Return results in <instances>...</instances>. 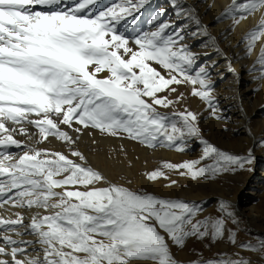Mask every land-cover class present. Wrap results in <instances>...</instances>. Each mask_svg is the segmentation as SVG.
Here are the masks:
<instances>
[{"label":"snow or ice","instance_id":"snow-or-ice-1","mask_svg":"<svg viewBox=\"0 0 264 264\" xmlns=\"http://www.w3.org/2000/svg\"><path fill=\"white\" fill-rule=\"evenodd\" d=\"M149 3L120 0L105 11L97 0H0V264H264V236L238 241L242 217L230 196L217 200L216 215L200 218L201 204L113 181L80 149L85 133L92 145L98 133L176 153L195 141L198 159L142 173L169 189L179 183L173 176L216 184L253 175L264 160V129L259 138L253 134L254 116L240 95L244 73L202 24L197 4L168 0L179 25L163 6L148 30L133 28L138 16L121 25ZM224 19L232 21L226 37L252 25L236 47L244 44L245 58L256 53L248 75L253 94H264V0H228L216 21ZM185 29L206 37L204 46L223 57L233 77L224 100L236 102L247 125L243 153L205 138L203 120L231 125L232 117L215 91L219 63L209 57L199 65L184 43ZM180 86L203 111L186 106ZM53 141L62 150L47 147ZM195 243L201 245L191 249L195 259L178 258ZM221 245L232 251L204 255Z\"/></svg>","mask_w":264,"mask_h":264},{"label":"rangeland","instance_id":"rangeland-1","mask_svg":"<svg viewBox=\"0 0 264 264\" xmlns=\"http://www.w3.org/2000/svg\"><path fill=\"white\" fill-rule=\"evenodd\" d=\"M152 0H150L151 2ZM160 1V2H159ZM153 3V4H151ZM151 3L146 4L144 8L141 9V16L138 20H135L133 28L135 29H142L148 30L150 25L149 21L151 17L154 15V12L158 10L160 7H167L169 15L172 16V20L176 24L182 23V21L174 20V14L171 11V8L168 7V0H153ZM165 3V4H164ZM116 4H109L106 8L113 7ZM201 9V8H199ZM118 10V9H117ZM203 11V10H202ZM140 13H135L140 14ZM201 14V21L202 23L206 24L208 19L206 14L200 12ZM131 17H137V16ZM206 16V17H205ZM127 16L122 20V23H125V19ZM135 19V18H134ZM163 19V18H162ZM229 22L228 28L232 25V21L230 19H224L222 22ZM158 23V22H157ZM121 24V25H123ZM214 25H211L208 28L210 34L216 35L217 33L214 30ZM132 29H129L128 32H131ZM186 32V31H185ZM234 34L237 35L236 31ZM238 37L239 41L242 36L245 35L239 34ZM237 35V36H239ZM193 36L187 33L184 43H186L193 53L198 54L199 59L197 63L199 65H204L205 63L209 62V57L212 59L216 55L215 51H207V47L204 46L203 41H194ZM219 47L224 51L226 54L225 46L219 43ZM242 58L244 57V44L241 43L240 46ZM247 66L246 70L242 76V81L244 85L248 88V101L247 103L250 104L254 101L256 103L257 114L254 117L252 122V126H254L259 120H264L260 114V104L262 99H264V94L255 95L252 92V89L256 86L255 84L251 83L252 77L248 75V68L253 64V61L256 59L255 56L252 58H247ZM219 64H221L222 60H216ZM223 73L224 76L217 75ZM230 73L227 71L225 72V68H222L220 71H213V79L216 83V93L218 94L219 98L221 99L222 107L226 110L227 114L232 117L231 125H225L223 123L217 122L215 120L206 119L201 122L200 127L203 129L205 138L208 139L214 145L220 146L222 149L229 150L230 152L234 153H242L245 148V141H242L238 138L239 130L237 129V121L234 119L235 115L231 112H228L229 106H224V97L225 92L232 86L229 81H227ZM224 77V79H221ZM189 87L180 86L179 91L183 92L184 95L187 97L186 106L193 111H203L204 105L195 98L189 96ZM184 106H177L178 111H182ZM245 109L248 111L249 107L246 106ZM164 111V110H162ZM251 126V127H252ZM225 127H230L235 131L223 132L222 129ZM95 139L97 140V144L92 145L91 139L87 133L84 134L82 137L83 141L88 140L86 145H80V149L85 152L88 156L91 164L94 167H99L101 170L105 172V174L112 179L113 181H121L125 182L127 180H131V185L129 187L133 189L137 188H146L149 191H154L157 195L161 196H169V197H178L186 201L196 202L202 205L203 212L201 213L200 218L209 215H216L215 213V206L217 200L220 198L231 197L232 201L235 198L236 201L234 202L236 207L239 208L242 205V201L245 198V194L248 191V185H244L239 191V178L242 176L229 178L225 181L216 184H194L191 181L181 179L177 176H173L174 179L179 181L178 185L173 188H164L163 181L157 183L155 185L146 181L142 173L147 171H152L160 167L161 163L163 162H171V163H180L182 161H190L198 159L200 156V146L198 143L193 141V146L190 151L187 153H176L174 151H168L163 149H157L156 151L147 150L144 147L140 146L137 143L131 142L129 140H121L111 137H101L98 133H94ZM258 136L257 138H259ZM18 139H22V137H18ZM240 143V145L238 144ZM53 148H60L59 144L55 141L51 144ZM50 145H47L49 147ZM123 148L124 151H121ZM131 165V166H129ZM259 172H264V164L261 165ZM248 175V174H245ZM184 184H188L187 188L183 187ZM253 204L256 207V211L260 214L264 215V195H259L257 199L253 200ZM261 226V225H260ZM244 224L241 223V228L244 229ZM241 231L238 233V241L240 242H248L251 236H264V231L262 232H255L253 234L244 233ZM255 242V241H253ZM199 250L201 245L199 243L190 244L189 248L183 252L178 253V258L184 260L185 262L195 259L196 257L191 254V249ZM217 251H227L231 252L232 249L230 247L225 248L223 245L220 248H214L211 252H205L204 255L206 257L213 256V254ZM242 255H246L242 253Z\"/></svg>","mask_w":264,"mask_h":264},{"label":"bare ground","instance_id":"bare-ground-1","mask_svg":"<svg viewBox=\"0 0 264 264\" xmlns=\"http://www.w3.org/2000/svg\"><path fill=\"white\" fill-rule=\"evenodd\" d=\"M153 1V0H152ZM151 1V2H152ZM163 1V0H161ZM120 0H97V6L99 9L102 10H107V6L109 4H119ZM150 2V3H151ZM160 2V1H159ZM187 3H196L197 7H198V11L203 12L205 14V12L207 11V17L205 19H208L207 23L203 25L208 26V28L211 25H214V30L217 33L216 35L211 34L212 36L217 38L218 44H222L225 46V50H226V55L229 57H233V67L238 71V72H245L246 70V66L247 64V58L243 59L242 58V53H241V48L240 47H236L237 42L239 41L238 37H240L239 34H243L244 32L246 33L247 30H249L252 25H242L240 27H238L235 31L237 33L234 34V32H231L230 35H227V37L224 35L230 28L231 26L228 28L229 26V22H217L216 18L221 14L222 9L224 8V6L228 3V0H186ZM209 3H214V7L211 9H207V5ZM153 4V3H151ZM165 4V3H164ZM91 7V6H90ZM201 8V9H199ZM203 10V11H202ZM136 14L134 13L133 16H135ZM136 16L140 17V14H137ZM201 17V14H200ZM135 17H127L125 19V22H127L128 20H134ZM202 19V18H201ZM174 20H175V16H174ZM202 22V21H201ZM121 24L122 20H121ZM134 25V24H133ZM191 31H195V25H191L190 26ZM186 33L190 34L189 29H185ZM206 37L204 36H196L193 37L192 42L194 41H206ZM201 42V43H203ZM207 51H212L214 50L212 46H207ZM255 53H253V55L250 57H254ZM213 60H222L223 62L220 65L219 68L216 69V71H220L222 68H225V72H226V64L225 61L223 59V57L217 56L215 55ZM221 76H224L223 73L220 74ZM227 81H229L231 83V87L225 92L226 96H231L232 95V90L234 89V85H233V77L230 74ZM240 95L243 96V105L244 107L248 106V114L250 116H256L257 114V108L256 107V103L251 102L250 104L247 103L249 97H248V88L246 87V85L242 84L241 85V91H240ZM224 106H229L228 108V112H231L232 114L235 115L234 119L237 121V129L239 130V136L240 140L245 141V145L246 147L249 144V138L247 135V125L243 124L242 121L239 119L240 114L239 112L236 110V108L234 107L235 105V101H231V100H224ZM262 129H264V120H259L254 126L251 127V130L253 132L254 135H256V137L260 136V133L262 131ZM86 143H88V140L86 141H81L80 145H86ZM240 145V143H238ZM53 145H50L49 148H52L54 150H62L61 148H53ZM244 152V151H243ZM242 152V153H243ZM264 164V160H261L258 167H257V171L255 174L253 175H242L239 178V188L238 191L244 186V185H248V191L245 194V198L242 201V206L237 208V210L239 211L240 216L242 217V223L244 224V233H248V234H253L255 232H262L264 231V215L260 214L258 211H256V207L253 204V200L257 199L259 197V195H264V172H259L260 168L262 167L261 165ZM103 171V170H102ZM236 199H233V202H235ZM261 225V226H260ZM26 239H30V237H25Z\"/></svg>","mask_w":264,"mask_h":264}]
</instances>
